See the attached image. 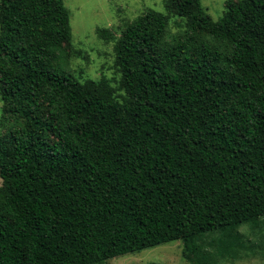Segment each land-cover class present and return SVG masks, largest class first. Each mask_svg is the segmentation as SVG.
Here are the masks:
<instances>
[{
    "label": "trees",
    "instance_id": "trees-1",
    "mask_svg": "<svg viewBox=\"0 0 264 264\" xmlns=\"http://www.w3.org/2000/svg\"><path fill=\"white\" fill-rule=\"evenodd\" d=\"M114 41L120 79L68 67L63 0H0V264H106L174 241L238 257L264 221V0H165ZM123 91V93H117ZM216 234V238H209Z\"/></svg>",
    "mask_w": 264,
    "mask_h": 264
},
{
    "label": "rangeland",
    "instance_id": "rangeland-1",
    "mask_svg": "<svg viewBox=\"0 0 264 264\" xmlns=\"http://www.w3.org/2000/svg\"><path fill=\"white\" fill-rule=\"evenodd\" d=\"M206 13L217 20L223 16L227 0H200ZM70 13L71 41L66 47L69 52L68 67L79 80H98L106 77L117 88L120 75L114 66V41L100 38L96 29L106 28L116 40L126 22L136 19L147 10L160 12L167 17L168 29L176 32L183 20L172 16L165 7V0H63ZM117 93H123L118 91ZM0 102V117H1ZM12 125H0V135ZM1 185V179H0ZM246 247L238 257H228L222 264H264V221L257 227H241ZM212 234L209 238H216ZM182 243L174 241L139 253L127 254L110 259L106 264H190L181 254Z\"/></svg>",
    "mask_w": 264,
    "mask_h": 264
}]
</instances>
